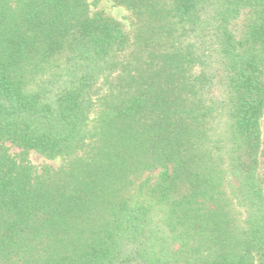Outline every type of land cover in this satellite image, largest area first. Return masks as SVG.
Returning <instances> with one entry per match:
<instances>
[{"label": "trees", "instance_id": "1", "mask_svg": "<svg viewBox=\"0 0 264 264\" xmlns=\"http://www.w3.org/2000/svg\"><path fill=\"white\" fill-rule=\"evenodd\" d=\"M100 1L0 0V264H264V0Z\"/></svg>", "mask_w": 264, "mask_h": 264}, {"label": "rangeland", "instance_id": "2", "mask_svg": "<svg viewBox=\"0 0 264 264\" xmlns=\"http://www.w3.org/2000/svg\"><path fill=\"white\" fill-rule=\"evenodd\" d=\"M91 9L94 11H96V10L104 11L105 13H107V14L115 17L116 19L120 20L125 25L126 30L130 33L131 37L133 38V36L135 34V27L137 25V22H136L135 18L131 15V13L128 10H126L124 7L116 6L111 0H101L98 3V5L92 6ZM234 29L237 31V33H239L241 31L242 20H238L235 23ZM45 79H47V80L50 79V73H48L45 76ZM57 86L58 85L53 86L51 89H53V91L55 92V89L59 87V86L58 87ZM32 88L36 89V90H38V89L40 90L41 85H35V86L32 85ZM262 126L264 129V120H263ZM17 151L18 150L15 148H13L11 150V152H17ZM30 161L36 167H41V166L47 164V165L53 166L55 168H58L63 163V161L61 159L48 160L45 157H43L42 155H40L38 153H34V152L30 156Z\"/></svg>", "mask_w": 264, "mask_h": 264}]
</instances>
